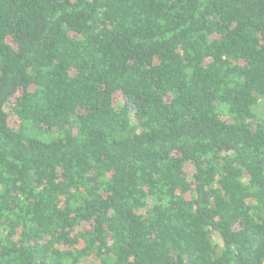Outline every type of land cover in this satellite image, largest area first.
Masks as SVG:
<instances>
[{
	"label": "trees",
	"instance_id": "obj_1",
	"mask_svg": "<svg viewBox=\"0 0 264 264\" xmlns=\"http://www.w3.org/2000/svg\"><path fill=\"white\" fill-rule=\"evenodd\" d=\"M264 0H0V264H264Z\"/></svg>",
	"mask_w": 264,
	"mask_h": 264
},
{
	"label": "rangeland",
	"instance_id": "obj_2",
	"mask_svg": "<svg viewBox=\"0 0 264 264\" xmlns=\"http://www.w3.org/2000/svg\"><path fill=\"white\" fill-rule=\"evenodd\" d=\"M264 108V96H262L259 99V103L257 104V106L255 107V112L259 113L260 110H262Z\"/></svg>",
	"mask_w": 264,
	"mask_h": 264
}]
</instances>
